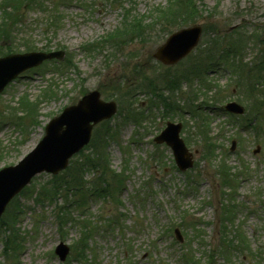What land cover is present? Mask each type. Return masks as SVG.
<instances>
[{
  "label": "rangeland",
  "instance_id": "rangeland-1",
  "mask_svg": "<svg viewBox=\"0 0 264 264\" xmlns=\"http://www.w3.org/2000/svg\"><path fill=\"white\" fill-rule=\"evenodd\" d=\"M43 1L46 9L58 10L48 13L27 1L20 10L9 7L11 18L0 26V52L23 53L29 45L33 50L65 52L60 64L46 61L29 68L0 93V168L30 152L51 118L84 93L98 89L103 99L118 103L117 113L106 123L114 127L113 136L106 146L110 133L106 124H98L84 150L105 149L110 154L108 165L114 173L108 179L114 196L67 205L61 195L53 200L39 194L51 174H38L0 219V264H183L180 259L186 248L195 251L203 264H209V255H214L215 264H264V257H253L264 251V124L259 123L261 131L243 126L259 117L264 120V66L261 71L257 66L264 60L260 41L264 40V0H200V12L191 17L177 10L160 15L171 0ZM49 14L61 15L57 25L50 24ZM131 15L143 19L147 30H128L126 42L121 37L104 43L105 36L123 28ZM5 17L0 6V20ZM194 24L219 31L225 37L223 48L242 33L246 47L236 50L241 59L236 53L228 56L210 50L215 31L203 33L198 46L176 65L166 66L154 58L158 46L172 33ZM234 29H239L235 35L230 31ZM257 29L259 40H252ZM90 44H95L93 50V46L87 49ZM251 66L257 67L260 77L249 78ZM174 80L177 88L170 86ZM251 81L259 82V87L254 89ZM158 95L184 111L168 114L162 105H151ZM233 100L245 107L244 114L222 109ZM258 110L261 114L256 118ZM129 112L145 113V118L138 115L136 119L142 121L134 124L125 120ZM168 121L182 122V136L192 151L198 150L194 167L186 172L177 168L170 147L154 142ZM233 141L236 147L230 150ZM209 142L218 145L212 160L201 157ZM258 145L261 149L254 153ZM80 156L72 157L71 163ZM223 160L231 168L234 183L230 186L218 175L217 166ZM75 165H71V176L78 172ZM81 172L83 182H104L100 172ZM120 179L125 183L121 190ZM231 194L239 205L235 228L245 232L250 249L241 248V243L230 257L222 258L216 253L224 233L221 203ZM12 217L17 218V226L6 225ZM190 221L200 223L202 239L198 231L184 225ZM176 228L183 241L177 240ZM186 234L193 240L191 245ZM16 241L21 245H15ZM60 242L70 247L64 261L55 253Z\"/></svg>",
  "mask_w": 264,
  "mask_h": 264
},
{
  "label": "water",
  "instance_id": "water-1",
  "mask_svg": "<svg viewBox=\"0 0 264 264\" xmlns=\"http://www.w3.org/2000/svg\"><path fill=\"white\" fill-rule=\"evenodd\" d=\"M202 26L194 25L173 33L158 47L154 56L165 64H175L184 58L200 41ZM62 51L29 52L0 57V92L23 70L36 66L45 59L61 58ZM225 108L241 114L244 107L237 102L228 103ZM114 101L105 102L97 90L89 92L77 104L66 107L50 120L46 134L38 145L16 165L0 170V217L10 200L27 185L33 176L42 171L57 174L66 168L69 159L89 143L95 124L111 117L116 112ZM181 123L168 122L167 127L155 138L159 143L171 146L176 163L181 170L193 166L192 152L180 137ZM69 247L61 243L56 253L64 260Z\"/></svg>",
  "mask_w": 264,
  "mask_h": 264
},
{
  "label": "trees",
  "instance_id": "trees-1",
  "mask_svg": "<svg viewBox=\"0 0 264 264\" xmlns=\"http://www.w3.org/2000/svg\"><path fill=\"white\" fill-rule=\"evenodd\" d=\"M29 1V3H31V6H38L40 8H42L44 11H48V13L51 11V13H54V11L58 10L57 8H55V10H49L46 9L47 6H45L44 1L43 0H38V1H34L33 0H27ZM27 1H23V0H8L5 4H4V11L7 14V17H5L4 19H2L0 21V26H4L6 20L8 21L11 18V14H9V9H14L16 11V9L20 10L21 6L23 4H28ZM200 0H171L170 2V7L167 9L168 12H166L167 10L165 8L160 9L161 11H159V14L161 15V13L164 14H168V13H172L175 14V10H177V12H187L189 13L190 17L193 16L192 14H194L195 16L198 14L199 8H198V4L197 2ZM202 1V0H201ZM34 4V5H33ZM10 7V8H9ZM9 8V9H8ZM191 13V14H190ZM61 15L59 14H53L48 16V18H50V24L51 25H57L59 22ZM127 19H130V21L126 22V25L121 28L119 31H117L116 33H109L107 36H105V38L103 39L104 43L109 42H114V39H118L121 37H124V40L127 38L128 35H130V32L128 30H137V31H145L147 30V23H145V21H143V19L140 18V20L137 17H126ZM194 19V18H193ZM124 31V33H123ZM214 31L216 32V34L214 33ZM237 31H239V29H235L232 32L233 35H235L234 33H237ZM129 32V33H128ZM133 32V31H131ZM257 32V30L255 31ZM205 34H215V36H213L212 39H210V42L212 43L213 47L210 50H213L215 52V54H217L218 52H226V54L229 56L232 53H236L237 51H243L246 47V43L244 42V39L241 38V36H243L242 33L238 34L239 35V39H240V43L241 46H239L240 44H238L239 39H236L235 42L230 43L227 47L223 48L222 44H221V40L222 38H225L224 36L220 35V32L217 31L214 27L211 26H205ZM143 34H139L138 36H142ZM256 36L254 39L252 40H257L258 38V34L255 33ZM137 37V36H136ZM233 37H231L232 39ZM224 40V39H223ZM259 40V39H258ZM127 39L124 41L126 42ZM261 43H264V40H260ZM116 44H118V41H115ZM249 42V41H248ZM29 45V44H28ZM95 44H90L89 46H87V49H91L90 47L93 46L92 50L95 48L94 46ZM216 46V47H214ZM29 50L32 49L33 47L28 46L27 47ZM212 51V53H213ZM11 51L5 52V51H1L0 55H4L7 54ZM235 55H239V54H235ZM57 63V62H56ZM59 64V62L57 63ZM259 67V70L261 71L263 69L264 66V60L261 61L260 63H258L257 65ZM259 70H257V67L251 66L248 67V75L249 78H253L254 76H259L260 77V72ZM251 86H253V88L255 89V82L251 81L249 83ZM176 85V81L174 80L173 83L170 85L171 87L175 88ZM178 84L176 85L177 88ZM162 96V95H160ZM263 99H264V95H263ZM164 106L166 107V109H169L171 112H179V108H178V104L176 103H170L167 102L165 99L162 100ZM261 104H264V100L261 101ZM131 113V112H130ZM134 116L137 115L136 113H132ZM106 131L108 133H110L109 135H106V146L109 143V141L112 139V133H113V127H111L109 124H106ZM91 146V145H90ZM89 146V148H91ZM89 150V149H88ZM105 151V149H104ZM98 152L94 153V151L89 150V153H86L85 150L81 151L79 155H81L80 157H78L79 159L74 160V162L71 163L74 164L76 162L75 168L77 169V174L74 176L69 175V173L71 172V168L72 166L70 165L64 172H62L61 174H59L58 176H53L51 178V180H49V184L48 185H42L41 188V192L39 193L41 196L46 197L48 199H52L54 197L53 200H56L57 197L59 195H61L63 197V199H65L66 202H70L72 201L73 204H78L80 205L81 202H83L85 200V198H87V195L90 194H94V196L99 195V196H114V189L112 186V181H110L108 179V176H110L111 173H114L112 171V169H109L108 163H109V153L106 152ZM210 152V153H209ZM214 153V149L212 148V146H210L209 144H207V146H205L204 149V155L206 156H210L212 157L211 154ZM104 163V164H103ZM83 170L87 173L89 172H93V173H99L100 175L103 177V184H100L96 181V179L91 180V181H86L83 182L82 181V177L83 174L82 172L80 173V171ZM218 172L220 174V176H222V179L231 183V175L229 174V169L224 166V164L221 165L220 170L218 169ZM70 176L68 179H66L67 176ZM61 176V177H60ZM119 176H121L122 178V174H119ZM60 177V178H59ZM102 179V178H101ZM121 180V179H120ZM121 185L123 186V181L121 180ZM121 186V188H122ZM37 195V194H36ZM74 198V199H73ZM73 199V200H72ZM52 200V201H53ZM236 208V205L232 204L231 205H227L224 209H226V215L223 218V235H222V240H221V245H220V253L223 256H229L231 255V251L234 247V243H235V239L234 238H230L229 234H228V229H229V223H233L234 220L232 218V215H234V209ZM64 213H62L63 215ZM198 223H196V225H193V228L195 229V231H198L197 229ZM241 234V233H240ZM198 236V235H197ZM227 254V255H225ZM193 258H187V262L186 264H201L200 262H198V260H196L195 256H192Z\"/></svg>",
  "mask_w": 264,
  "mask_h": 264
}]
</instances>
